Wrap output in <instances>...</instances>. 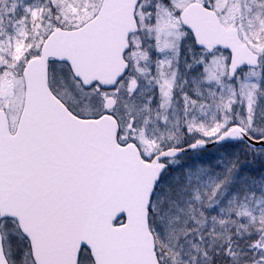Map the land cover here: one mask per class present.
Returning a JSON list of instances; mask_svg holds the SVG:
<instances>
[{
  "label": "snow or ice",
  "instance_id": "6c2138e0",
  "mask_svg": "<svg viewBox=\"0 0 264 264\" xmlns=\"http://www.w3.org/2000/svg\"><path fill=\"white\" fill-rule=\"evenodd\" d=\"M0 264H264V0H0Z\"/></svg>",
  "mask_w": 264,
  "mask_h": 264
}]
</instances>
